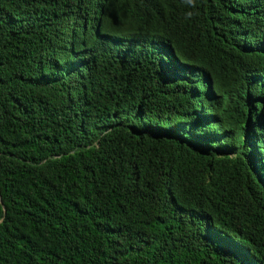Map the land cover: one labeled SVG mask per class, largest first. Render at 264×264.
Returning a JSON list of instances; mask_svg holds the SVG:
<instances>
[{
    "label": "trees",
    "instance_id": "1",
    "mask_svg": "<svg viewBox=\"0 0 264 264\" xmlns=\"http://www.w3.org/2000/svg\"><path fill=\"white\" fill-rule=\"evenodd\" d=\"M0 264H264V0H0Z\"/></svg>",
    "mask_w": 264,
    "mask_h": 264
},
{
    "label": "water",
    "instance_id": "2",
    "mask_svg": "<svg viewBox=\"0 0 264 264\" xmlns=\"http://www.w3.org/2000/svg\"><path fill=\"white\" fill-rule=\"evenodd\" d=\"M0 202H1V200H0Z\"/></svg>",
    "mask_w": 264,
    "mask_h": 264
}]
</instances>
